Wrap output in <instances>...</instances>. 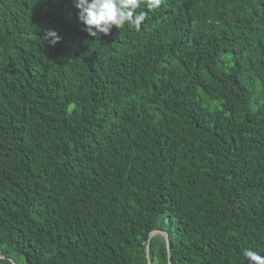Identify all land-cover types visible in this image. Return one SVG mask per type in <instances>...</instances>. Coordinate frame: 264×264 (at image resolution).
Returning <instances> with one entry per match:
<instances>
[{
    "label": "trees",
    "instance_id": "obj_1",
    "mask_svg": "<svg viewBox=\"0 0 264 264\" xmlns=\"http://www.w3.org/2000/svg\"><path fill=\"white\" fill-rule=\"evenodd\" d=\"M77 11L0 0V264L264 256V0L142 3L94 37Z\"/></svg>",
    "mask_w": 264,
    "mask_h": 264
},
{
    "label": "clouds",
    "instance_id": "obj_2",
    "mask_svg": "<svg viewBox=\"0 0 264 264\" xmlns=\"http://www.w3.org/2000/svg\"><path fill=\"white\" fill-rule=\"evenodd\" d=\"M163 0H73L77 11V22L81 30L91 37L97 34L107 36L113 26L121 29L127 25L139 31L146 18V12L137 13L136 10L145 4L147 9L155 10ZM46 43L55 47L61 40L54 29H47L44 33ZM245 264H264V256L258 251L247 249L244 251Z\"/></svg>",
    "mask_w": 264,
    "mask_h": 264
},
{
    "label": "water",
    "instance_id": "obj_3",
    "mask_svg": "<svg viewBox=\"0 0 264 264\" xmlns=\"http://www.w3.org/2000/svg\"><path fill=\"white\" fill-rule=\"evenodd\" d=\"M156 234H163L165 237H166V239H167V234H166V232H164V231H155V232H153V233H151V235L150 236H153V235H156ZM147 248H148V246H147ZM167 248H169V246H168V241H167ZM147 256H148V254H147ZM149 264H150V262H149ZM169 264H171V263H169Z\"/></svg>",
    "mask_w": 264,
    "mask_h": 264
},
{
    "label": "rangeland",
    "instance_id": "obj_4",
    "mask_svg": "<svg viewBox=\"0 0 264 264\" xmlns=\"http://www.w3.org/2000/svg\"><path fill=\"white\" fill-rule=\"evenodd\" d=\"M258 98H259V95H256V96H255V99H258Z\"/></svg>",
    "mask_w": 264,
    "mask_h": 264
}]
</instances>
